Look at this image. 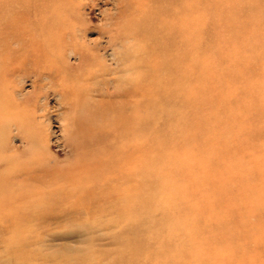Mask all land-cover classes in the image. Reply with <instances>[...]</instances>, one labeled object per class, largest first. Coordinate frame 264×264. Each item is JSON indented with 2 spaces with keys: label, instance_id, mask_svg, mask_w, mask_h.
I'll list each match as a JSON object with an SVG mask.
<instances>
[{
  "label": "rangeland",
  "instance_id": "obj_1",
  "mask_svg": "<svg viewBox=\"0 0 264 264\" xmlns=\"http://www.w3.org/2000/svg\"><path fill=\"white\" fill-rule=\"evenodd\" d=\"M0 264H264V0H0Z\"/></svg>",
  "mask_w": 264,
  "mask_h": 264
},
{
  "label": "bare ground",
  "instance_id": "obj_2",
  "mask_svg": "<svg viewBox=\"0 0 264 264\" xmlns=\"http://www.w3.org/2000/svg\"><path fill=\"white\" fill-rule=\"evenodd\" d=\"M26 172V171H25ZM32 244V243H31Z\"/></svg>",
  "mask_w": 264,
  "mask_h": 264
}]
</instances>
